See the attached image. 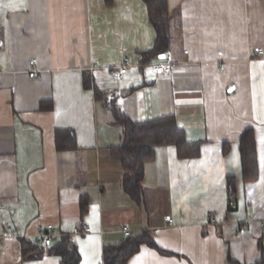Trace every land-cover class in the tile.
<instances>
[{
	"label": "crops",
	"instance_id": "obj_1",
	"mask_svg": "<svg viewBox=\"0 0 264 264\" xmlns=\"http://www.w3.org/2000/svg\"><path fill=\"white\" fill-rule=\"evenodd\" d=\"M167 6L166 54L175 64L156 75L162 56L142 63L158 38L144 0H0V264H61L54 246L80 224L92 229L70 237L80 264H103L105 247L128 239L124 227L158 246L143 244L128 264L260 262L264 56L254 49H264V0ZM125 63L118 83L112 71ZM110 101L133 122L173 116L190 142L201 143L197 159H180L172 145L157 149L142 205L124 191L123 167L111 155L124 138ZM68 130L77 150L58 152L56 133ZM247 130L260 175L249 183L239 151ZM228 175L236 177L233 207ZM49 226L47 247L39 236ZM23 240L43 256L24 260Z\"/></svg>",
	"mask_w": 264,
	"mask_h": 264
},
{
	"label": "trees",
	"instance_id": "obj_2",
	"mask_svg": "<svg viewBox=\"0 0 264 264\" xmlns=\"http://www.w3.org/2000/svg\"><path fill=\"white\" fill-rule=\"evenodd\" d=\"M144 2L149 7V21L153 24L156 35H158L152 51L143 54L144 61L142 63L147 64L154 57L166 55V52L169 51L171 37L169 35L170 20L167 0H144ZM84 80L86 89L93 88L97 97L103 99V92L92 87L91 80L87 77ZM108 107L111 108L116 122L121 126L124 138L122 144L112 147L111 155L123 167L124 191L138 204L142 205L144 200L143 181L146 166L155 160L158 148L175 146L180 159H197L201 155V143L190 142L184 129L179 127L173 116L133 122L112 101ZM56 138L58 152L77 150L74 131H58ZM239 147L243 180L245 183L256 182L260 176L259 161H257L255 134L252 130L245 131ZM227 190L229 201H234L237 196L235 176L228 175ZM143 244L158 249L152 237L147 232H143L139 236H130L126 241L114 247H105L103 264H128L129 260L141 251ZM56 245L53 253L60 256L61 264H80L81 255L72 238L63 237ZM36 251L40 252L36 243L23 240L21 252L24 260L43 256L41 252V254H33ZM258 264H264V250Z\"/></svg>",
	"mask_w": 264,
	"mask_h": 264
},
{
	"label": "built area",
	"instance_id": "obj_3",
	"mask_svg": "<svg viewBox=\"0 0 264 264\" xmlns=\"http://www.w3.org/2000/svg\"><path fill=\"white\" fill-rule=\"evenodd\" d=\"M254 52L258 56H264V49L261 47L255 48ZM185 53L187 54L188 52L186 51ZM36 64H37V61L33 60L30 62V67H34ZM174 64L175 63H174L173 57L169 54H166L165 57L159 63L154 64L152 66V71L156 75L171 74L173 69H174ZM128 67H129V64L125 63L123 65V67L113 69V71H112L113 79H115L116 82H118V83H122L124 81L125 75L127 74ZM31 73L37 74L38 72L31 71ZM228 205H230L231 207L235 206L233 201H229ZM166 221H168L170 224L174 222L172 216L166 217ZM52 230H53V226H49L47 228V230L39 236L40 240L42 242H44L45 246H47V247L51 246L52 242H53ZM91 232H92V229L89 225L80 224V225L73 228L70 237H72L74 239L76 237H82V236L88 235ZM123 232H124L125 237H127V238L130 237L131 231L129 228L124 227ZM73 243L75 244L74 240H73Z\"/></svg>",
	"mask_w": 264,
	"mask_h": 264
},
{
	"label": "snow or ice",
	"instance_id": "obj_4",
	"mask_svg": "<svg viewBox=\"0 0 264 264\" xmlns=\"http://www.w3.org/2000/svg\"><path fill=\"white\" fill-rule=\"evenodd\" d=\"M261 143L264 144V140H262ZM262 162H264V154H262Z\"/></svg>",
	"mask_w": 264,
	"mask_h": 264
},
{
	"label": "water",
	"instance_id": "obj_5",
	"mask_svg": "<svg viewBox=\"0 0 264 264\" xmlns=\"http://www.w3.org/2000/svg\"><path fill=\"white\" fill-rule=\"evenodd\" d=\"M162 57L164 58V57H165V55H162Z\"/></svg>",
	"mask_w": 264,
	"mask_h": 264
}]
</instances>
